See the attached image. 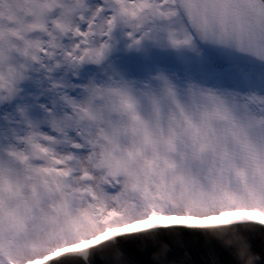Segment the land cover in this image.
<instances>
[{
	"label": "snow or ice",
	"instance_id": "obj_1",
	"mask_svg": "<svg viewBox=\"0 0 264 264\" xmlns=\"http://www.w3.org/2000/svg\"><path fill=\"white\" fill-rule=\"evenodd\" d=\"M257 230L264 0H0V264Z\"/></svg>",
	"mask_w": 264,
	"mask_h": 264
},
{
	"label": "water",
	"instance_id": "obj_2",
	"mask_svg": "<svg viewBox=\"0 0 264 264\" xmlns=\"http://www.w3.org/2000/svg\"><path fill=\"white\" fill-rule=\"evenodd\" d=\"M252 241V257L259 260L261 253L264 252V233L257 230L250 234ZM164 244L171 248L170 260L187 261L188 264H197L204 259H215L217 264H224L231 255L230 250L224 249L223 245L214 243L209 238H198L195 232H185L181 235L163 237V243L141 238H131L130 242L125 243L123 248L112 255L101 252L98 258H94V264H163L165 259L161 255ZM99 251V249H98Z\"/></svg>",
	"mask_w": 264,
	"mask_h": 264
}]
</instances>
